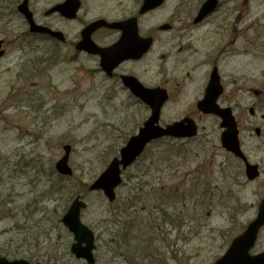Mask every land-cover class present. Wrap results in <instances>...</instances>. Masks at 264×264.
<instances>
[{
  "label": "rangeland",
  "instance_id": "rangeland-1",
  "mask_svg": "<svg viewBox=\"0 0 264 264\" xmlns=\"http://www.w3.org/2000/svg\"><path fill=\"white\" fill-rule=\"evenodd\" d=\"M203 1L167 0L149 22L157 28L170 23L174 29L157 31L152 52L121 69L169 90L162 124L193 115L200 133L189 142L161 140L151 146L126 171L114 204L81 189L119 154L150 108L106 81L98 58L79 56L70 63L62 58L52 75L24 85L14 74L1 77L0 136H7L11 146L10 152L0 147L2 254L48 264H88L71 253L74 236L61 221L77 193L88 202L82 218L96 234V264H209L256 217L264 196V0H221L214 14L195 24ZM71 52L61 44L67 59ZM215 65L225 87L220 103L234 109L243 149L261 167L255 181H248L243 163L222 148L220 120L196 107ZM90 100L95 119L78 116L59 125L65 114L59 103L82 113ZM69 143L74 147L71 179L55 168ZM174 149L182 154L172 157ZM121 232L129 234L130 247L119 240ZM263 250L264 229L254 252Z\"/></svg>",
  "mask_w": 264,
  "mask_h": 264
},
{
  "label": "water",
  "instance_id": "water-1",
  "mask_svg": "<svg viewBox=\"0 0 264 264\" xmlns=\"http://www.w3.org/2000/svg\"><path fill=\"white\" fill-rule=\"evenodd\" d=\"M72 3L74 0H70ZM164 0H145L143 11L156 8L163 3ZM219 0H206L198 13L195 22L202 21L207 15L214 12L218 7ZM80 5L72 3L70 15L75 17ZM67 14V13H66ZM68 15V14H67ZM106 23L99 20L89 25L82 33L83 39L78 44V49L86 50L92 54L101 55V66L110 75L113 70L126 59H139L149 49L151 39H143L138 35L135 19H131L121 24H115L114 27L122 28L124 35L121 40L108 48H101L92 40V33L101 25ZM128 32H133L135 38H131ZM54 33V32H52ZM58 34L62 39L63 34ZM133 35V36H134ZM124 83L132 92L147 103L152 110L149 119L139 129L137 135L131 137L129 142L121 149L120 157L114 158L108 168L101 176L90 186V190H103L105 195L114 201L116 198V188L122 183V169H126L132 165L137 158L143 153L147 144L151 141L163 137L172 138H192L198 133V126L191 117H186L180 121H176L166 126L161 125V113L164 104L169 99L166 89L146 88L136 77L124 75ZM224 92L221 83V77L218 68L214 67L211 73L210 81L202 100L198 102V108L205 114H212L221 119V128L224 129L221 141L224 148L232 152L237 157L243 159L246 163V174L249 179L253 180L260 175L259 166L248 162L243 153L239 139L238 122L234 116L231 107H221L218 100ZM261 128H257V134L260 135ZM65 156L57 163V169L64 175H72L73 170L68 165L70 146H66ZM87 205L77 196L73 201L70 209L63 217V223L74 233L76 242L73 243L71 251L77 258H84L89 264H95L93 249L95 248V235L87 225L81 221V210ZM264 226V199L260 204L257 218L252 221L248 229L238 237H236L227 252L213 264H264V252L252 255L251 250L254 248L260 228ZM85 243V244H84ZM0 264H31L27 260L9 261L0 257ZM44 264V263H36Z\"/></svg>",
  "mask_w": 264,
  "mask_h": 264
},
{
  "label": "flooded vegetation",
  "instance_id": "flooded-vegetation-1",
  "mask_svg": "<svg viewBox=\"0 0 264 264\" xmlns=\"http://www.w3.org/2000/svg\"><path fill=\"white\" fill-rule=\"evenodd\" d=\"M66 2L68 0H0V83L4 74H14L17 82L22 85L29 79L52 75L62 58L69 63L77 60L79 56L98 58L100 61L99 55L77 49L82 30L97 19H104L111 24L135 17L139 34L154 40L157 38V31L165 30L164 26H167L169 31L174 29L170 23L157 28L149 22L151 16L163 8L167 0L159 8L145 13L141 12L144 0H80V11L75 18L63 13L61 8ZM198 11L199 8L196 15ZM78 24L80 26L74 33ZM51 31L64 33L65 39H60ZM121 35V29L103 26L92 36L100 46L109 47L116 43ZM61 44L72 51L68 53L69 59L61 54ZM137 62L140 61L127 60L120 65L110 78L112 84L123 88L121 75L135 73L127 70L121 72L122 67Z\"/></svg>",
  "mask_w": 264,
  "mask_h": 264
},
{
  "label": "bare ground",
  "instance_id": "bare-ground-1",
  "mask_svg": "<svg viewBox=\"0 0 264 264\" xmlns=\"http://www.w3.org/2000/svg\"><path fill=\"white\" fill-rule=\"evenodd\" d=\"M93 103L94 105L96 106V104H98V101L96 102V99L93 100ZM93 103L91 102V100L89 101L88 105H87V108L84 109L82 111V113H79L78 110H76L73 106H71L70 104H66V103H59L58 104V107L60 108V110L65 113L63 114L61 117H60V120H59V125H65L66 122H67V119H70L72 117L74 118H77L78 116L79 117H84V118H87L89 116H93L95 115V111H94V105ZM99 105V104H98ZM54 110L51 109V110H48L47 111V116H49ZM95 119V117H91V119ZM100 119V118H99ZM9 133L11 134V132L9 131ZM6 134V133H4ZM0 147L2 149H4L5 151H8L10 152L11 151V146L6 144L5 143V139L7 138V136H0ZM3 138V139H2ZM5 138V139H4ZM36 146H39V144H36Z\"/></svg>",
  "mask_w": 264,
  "mask_h": 264
},
{
  "label": "trees",
  "instance_id": "trees-1",
  "mask_svg": "<svg viewBox=\"0 0 264 264\" xmlns=\"http://www.w3.org/2000/svg\"><path fill=\"white\" fill-rule=\"evenodd\" d=\"M176 154H177V155H180V153H179V152H176ZM86 187H87V186H86Z\"/></svg>",
  "mask_w": 264,
  "mask_h": 264
}]
</instances>
